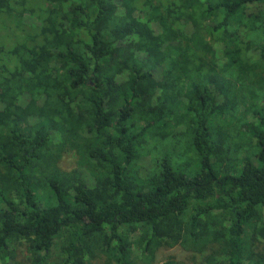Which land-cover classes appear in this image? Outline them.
<instances>
[{
    "label": "trees",
    "instance_id": "trees-1",
    "mask_svg": "<svg viewBox=\"0 0 264 264\" xmlns=\"http://www.w3.org/2000/svg\"><path fill=\"white\" fill-rule=\"evenodd\" d=\"M262 5L0 0V264H264Z\"/></svg>",
    "mask_w": 264,
    "mask_h": 264
},
{
    "label": "rangeland",
    "instance_id": "rangeland-1",
    "mask_svg": "<svg viewBox=\"0 0 264 264\" xmlns=\"http://www.w3.org/2000/svg\"><path fill=\"white\" fill-rule=\"evenodd\" d=\"M262 9H264V5L260 6ZM62 166L64 168H77V163L75 162V159L72 156H67L66 158H63ZM264 215V212H263ZM258 243H256V249L255 252H264V241L262 239L257 240ZM18 252L20 253V261L24 262L26 260V257L24 256V251L19 248ZM196 254H191L189 252H185L182 248L176 247V248H163L159 252V258H158V264H164L169 260H173V262H178L182 264H192L194 262ZM96 264H100V262H96Z\"/></svg>",
    "mask_w": 264,
    "mask_h": 264
}]
</instances>
